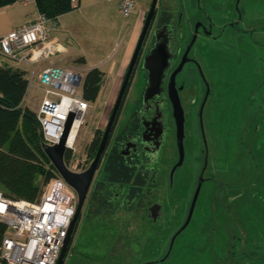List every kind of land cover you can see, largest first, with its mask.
Listing matches in <instances>:
<instances>
[{
	"label": "rangeland",
	"instance_id": "1",
	"mask_svg": "<svg viewBox=\"0 0 264 264\" xmlns=\"http://www.w3.org/2000/svg\"><path fill=\"white\" fill-rule=\"evenodd\" d=\"M172 1L176 6L181 2ZM149 2L138 3L139 13L128 18L114 13L106 20L101 14H87L82 17L80 33L67 38L64 44L74 54L86 58V67L109 57V61L117 62L129 50L128 44L133 43L135 47L140 32L131 37L127 28L133 23L139 25L140 12L147 9ZM227 3V0H217L214 4L223 8ZM76 16L77 13L65 18ZM242 24L239 28L248 31L244 36H237L240 39L227 41L228 47L221 49L222 54L214 64L219 69L208 75L214 82V98L220 103L209 104L211 115L207 127L216 129L217 118L222 114L226 122L223 137L232 144L227 149L218 146L217 150L212 146L214 133L206 136L209 154L206 173L223 183L220 200L215 201L208 194L212 187L205 183L187 227L171 243L185 216L184 211L173 219L171 201L161 197L162 189L166 191L173 151H164L155 163L159 166L158 172L153 170L151 178L156 173L153 191L159 195H154V200L146 199L151 196L147 192L151 187L149 179L144 184L142 175L116 167L118 157L112 158L100 177L98 172L95 175L96 184L86 197L62 264H264V0H249L247 21L242 20ZM115 69L110 73L100 70L103 77L98 94L90 103L91 110L79 132L83 156L93 132L104 128L113 107L124 72L122 68L119 72ZM40 95L38 89L26 93L24 101L31 112L36 111ZM129 101L124 105V114L135 109ZM192 136L197 145V133ZM202 154L194 150L186 152V165L178 174L180 182H186L190 197L202 167ZM38 184L42 185L41 178ZM124 184L125 204L112 203V194L106 193L107 186ZM150 201L163 205L155 226H151L145 215L144 207Z\"/></svg>",
	"mask_w": 264,
	"mask_h": 264
},
{
	"label": "flooded vegetation",
	"instance_id": "2",
	"mask_svg": "<svg viewBox=\"0 0 264 264\" xmlns=\"http://www.w3.org/2000/svg\"><path fill=\"white\" fill-rule=\"evenodd\" d=\"M180 1L176 6L172 0H157L150 29L136 57L88 192L89 194L94 189L96 173L98 172V177H100L102 170L110 165L111 159L118 157L117 160L119 161L115 162L116 167L121 166L123 169L135 172L136 175L137 173L142 175L144 184H147L149 179L151 187L147 192L151 196H146V199L151 200L154 195H159L158 192L153 191V186L156 185L154 178L157 177L156 173L151 178L154 173L153 170L158 172L159 166L155 163L164 151H173V161L167 174L166 191L162 189L161 197L171 201L173 219L185 211L180 226L172 235L174 238L188 225L183 228L199 177L201 178L200 189L205 183L211 185L212 189L208 194L213 195L215 201L220 200L223 183L207 176L206 173L209 168L206 136L214 133L216 137L212 146L217 150L218 146H224L227 149L232 144H228L223 137L226 122L222 114L217 118L216 129L207 127L208 117L211 115L208 112L209 104L213 101L217 105L220 103L218 98H214V82L208 75L216 73L215 70L219 69L214 64L222 54L221 49L228 47L227 41H231L237 36H244L248 31L243 28L240 29L239 25H244L242 20L247 21V10L249 9V0H227L228 3L223 8L215 6L214 3L217 0ZM151 2L152 0L148 4L145 16L149 11ZM212 11L213 15L211 14ZM132 55L133 53L124 68L113 106ZM128 100L135 109L124 114L123 108ZM175 103H178L182 112L183 137L181 145L183 159L181 165L170 176L179 159L174 116ZM112 109L104 128L93 132L89 145L94 144L96 147L93 150L92 159L88 160L87 167L95 157ZM192 133H197L199 140L197 145L194 143ZM192 150L203 154L202 167L190 197L186 192L188 186L185 185L187 173L183 175L185 183L180 182L178 174L183 171L186 165V152ZM111 188L107 186L108 191L106 193L112 194V203L118 201L121 205L125 204L126 184L113 186L114 192L111 191ZM100 191L103 190L100 189ZM195 204L196 201L194 207ZM162 208L163 205L151 201L144 207L146 219L151 226H155L159 221ZM162 225L160 224L161 227Z\"/></svg>",
	"mask_w": 264,
	"mask_h": 264
},
{
	"label": "built area",
	"instance_id": "3",
	"mask_svg": "<svg viewBox=\"0 0 264 264\" xmlns=\"http://www.w3.org/2000/svg\"><path fill=\"white\" fill-rule=\"evenodd\" d=\"M116 2L128 18L140 0ZM23 5L33 0H19ZM50 22L41 15L30 24L11 30L0 38V67L26 65L30 69L27 92L37 88L41 95L35 112L42 146H54L70 119L63 162L69 171L82 173L88 164L83 156L79 132L91 110L83 97L85 73L75 67L48 66L38 72L33 66L64 53L62 46L48 39ZM55 26V22H51ZM26 92V93H27ZM74 129L71 139L70 132ZM82 147V149H81ZM51 167L52 176L42 186L35 203L10 200L0 192V264H56L67 229L76 209V195Z\"/></svg>",
	"mask_w": 264,
	"mask_h": 264
},
{
	"label": "trees",
	"instance_id": "4",
	"mask_svg": "<svg viewBox=\"0 0 264 264\" xmlns=\"http://www.w3.org/2000/svg\"><path fill=\"white\" fill-rule=\"evenodd\" d=\"M19 0H0V8ZM39 15L51 22L71 11V0H33ZM77 62H81V59ZM103 74L92 69L85 74L83 97L94 102ZM23 72L0 67V192L10 200L35 203L41 188L52 176L51 167L42 151V140L35 114L22 103L27 92ZM96 145L87 148L88 160ZM42 179V185L38 179ZM0 225V237L3 233ZM70 247L64 255L67 257ZM63 259V260H64ZM63 263V262H62Z\"/></svg>",
	"mask_w": 264,
	"mask_h": 264
},
{
	"label": "crops",
	"instance_id": "5",
	"mask_svg": "<svg viewBox=\"0 0 264 264\" xmlns=\"http://www.w3.org/2000/svg\"><path fill=\"white\" fill-rule=\"evenodd\" d=\"M140 2L144 3V0H140L138 3ZM146 11L147 9L140 12L142 13V20L138 26L136 23H133L129 29L127 28L128 31L130 30L131 37L133 36V34L139 35V32H141L140 30L143 27L144 17H146ZM75 13L78 14V16H76L75 18H65ZM96 13L104 16L103 19L106 20L109 19V17H111L112 15H114V13L120 15L117 10V5L115 1L108 3L104 0H71V11L69 13L58 17L57 21L55 22V26L51 24V21L47 23V28L49 29L48 39L52 42L60 44L64 50V53L51 57L48 60L42 61L34 65L33 71L38 72L39 70L48 66L75 67L81 69L84 73L92 69H97L99 72L100 70H106L108 73H110L115 69V66H117L115 70H117L118 72L121 71V68L124 70L125 66L127 65L126 61L128 62V58H130L131 52L134 49L133 43L127 45L126 48H128L129 50L127 51L126 49L125 53L120 57L117 62L109 61V57V59L106 58L105 60H99L97 64H92L89 67H86L87 60L83 55L74 54L72 49L64 44L67 38H73L80 33L81 25L83 24L82 17L87 14H90L91 16H96ZM137 13H139V10H137L136 5L134 12L130 16L135 15ZM38 15L39 14L35 8L34 1L33 3L28 5H23L18 1L10 6L0 8V38L6 36L13 29L32 23L33 21H35ZM121 18L123 17L121 16ZM65 22H67V24L69 23L70 25H66ZM126 27H129L128 24L126 25ZM70 56L72 58H69ZM68 59H70L71 61ZM80 59L81 62H77ZM74 61H76V63H79L80 65H77ZM70 64H72L73 66H69ZM7 68L16 72H23L25 74V78H29L30 69L26 65H11ZM116 78H118V76ZM22 105L23 107H26L28 109L27 104L24 100Z\"/></svg>",
	"mask_w": 264,
	"mask_h": 264
},
{
	"label": "water",
	"instance_id": "6",
	"mask_svg": "<svg viewBox=\"0 0 264 264\" xmlns=\"http://www.w3.org/2000/svg\"><path fill=\"white\" fill-rule=\"evenodd\" d=\"M156 4H157V0H152L149 11L147 12L146 17L144 19L143 27L141 29L138 41L136 43L133 55H132L130 63H129V66H128L127 71L125 73V77H124L123 83L121 85L118 97H117L115 104L113 106L108 125L104 131L103 138H102V140L98 146V149L96 151L94 159L88 165L86 170L83 171L82 173H73V172L69 171L68 169H66L64 162H63V157H64L65 151H66L65 142H66V138L68 136L69 130H70V123H71L70 119L66 122V124L63 128V131L60 135V138L54 146H52V147L42 146V151H43V154L45 155L46 159L48 160V162L50 163V165L52 166L54 171L65 182V184L70 189L73 190V192L76 195V199H77L76 209H75L74 215L70 221L69 227L67 229L66 237L63 241L62 248H61V251H60V254H59V257H58L56 264H62V262H63L64 255L66 253L69 241H70L71 236H72L74 229L76 227L80 212L83 208L84 202H85L86 197L88 195L90 185L92 183L94 174H95L96 169L98 167V164H99V161H100V158H101L104 146H105V142H106L107 136H108L109 131H110V127L112 125L116 111H117L119 104L121 102V99L123 97L126 85L128 83V79L130 77L131 71H132L134 63L136 61V57H137L139 50L142 46L144 38L150 29L151 21H152V18H153L155 9H156ZM174 116L176 119V140H177V147H178L177 149H178L179 159H178L177 164L173 167V169L170 173V176H172V173L174 172V170L181 165L182 159H183V151H182V145H181L182 137H183L182 112H181V109H180L178 103H175V105H174ZM200 185H201V178L199 177L198 185H197L196 190L194 192L193 199L191 202V206H190V209L188 212V216H187V219L185 221L183 228L189 222L190 216H191L192 211H193L194 203H195L196 198L198 196ZM173 240H174V237L171 240V243L173 242Z\"/></svg>",
	"mask_w": 264,
	"mask_h": 264
},
{
	"label": "bare ground",
	"instance_id": "7",
	"mask_svg": "<svg viewBox=\"0 0 264 264\" xmlns=\"http://www.w3.org/2000/svg\"><path fill=\"white\" fill-rule=\"evenodd\" d=\"M73 135H74V129L70 132V137H69V139H71V138L73 137Z\"/></svg>",
	"mask_w": 264,
	"mask_h": 264
}]
</instances>
